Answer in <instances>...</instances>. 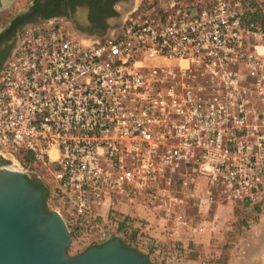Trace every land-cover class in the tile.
<instances>
[{
	"label": "built area",
	"instance_id": "2783aa9c",
	"mask_svg": "<svg viewBox=\"0 0 264 264\" xmlns=\"http://www.w3.org/2000/svg\"><path fill=\"white\" fill-rule=\"evenodd\" d=\"M259 7L137 0L97 40L25 23L0 70V152L51 170L81 237L109 240L126 218L140 245L184 257L218 206L264 202Z\"/></svg>",
	"mask_w": 264,
	"mask_h": 264
},
{
	"label": "water",
	"instance_id": "95a60500",
	"mask_svg": "<svg viewBox=\"0 0 264 264\" xmlns=\"http://www.w3.org/2000/svg\"><path fill=\"white\" fill-rule=\"evenodd\" d=\"M12 2L2 0L0 11ZM32 5L17 10L0 27V36L16 19H25ZM20 30L17 27L1 48L12 43ZM28 177L24 171L0 167V264H151L147 254L124 244L120 235L80 255H71L73 235L65 217L58 210L45 211L44 191Z\"/></svg>",
	"mask_w": 264,
	"mask_h": 264
},
{
	"label": "rangeland",
	"instance_id": "374dc122",
	"mask_svg": "<svg viewBox=\"0 0 264 264\" xmlns=\"http://www.w3.org/2000/svg\"><path fill=\"white\" fill-rule=\"evenodd\" d=\"M33 1L34 0H14L12 4L0 11V27L5 25L12 16L15 15L17 10L26 8ZM254 1L260 4L259 12L256 16H258L264 24V0ZM123 12L124 15L127 14L124 8H122V13ZM112 21L113 23L115 22L114 19ZM66 29L69 33H74L71 28L67 27ZM2 161H5L3 164L9 168H21L19 164H23V162H19L18 158H12L10 155H3L0 152V167ZM23 170L29 177H34L48 186L50 191L47 198L49 210L53 211L60 209L65 215V211L61 208L63 201L58 196L56 182L51 170L43 164L34 162L25 164ZM33 172L35 174H33ZM218 216L219 218L213 228L202 235L203 238L208 236L205 244L211 248V255L213 254V257L210 255L207 257L199 256V258H196L199 264H264V202L255 209L242 210L241 208H236L233 211L222 210L219 212ZM247 219L252 221V225H247ZM234 222H239V224L234 226ZM69 227L73 235V241L69 247L71 255H80L91 246L103 245L108 241V239L91 241L89 240L91 233L84 234V236L81 237L73 226ZM110 234L112 235L110 237H115L117 234L119 235L113 228ZM125 239L124 242L128 246L138 249L141 252H143V250L145 251L147 248L145 244L138 245L135 241L128 240L127 238ZM151 261L153 260L150 259V262ZM161 261L155 260L153 264H173L167 260L161 259Z\"/></svg>",
	"mask_w": 264,
	"mask_h": 264
},
{
	"label": "flooded vegetation",
	"instance_id": "af4514ba",
	"mask_svg": "<svg viewBox=\"0 0 264 264\" xmlns=\"http://www.w3.org/2000/svg\"><path fill=\"white\" fill-rule=\"evenodd\" d=\"M131 1L132 0H34L26 16L32 14V19L35 21H52V23L61 27L64 31L68 32L66 29L68 27L73 30V34L96 40L100 38L102 34L105 35L107 31L111 32L114 28L121 25L125 17L124 12L122 13V8L128 12L137 0H134L133 3H131ZM1 4L2 1L0 0V5ZM113 19L115 21L114 23L112 21ZM23 25L19 27L22 29ZM13 27H15V21L9 29ZM21 37L20 30L19 36L12 43H7L4 48H1L9 36L0 43V70L5 60L21 41Z\"/></svg>",
	"mask_w": 264,
	"mask_h": 264
},
{
	"label": "crops",
	"instance_id": "0c3cea01",
	"mask_svg": "<svg viewBox=\"0 0 264 264\" xmlns=\"http://www.w3.org/2000/svg\"><path fill=\"white\" fill-rule=\"evenodd\" d=\"M97 39H102V38H97ZM96 39V40H97ZM242 209V208H241ZM222 210H230V211H233L235 209H232L230 206L228 207H220L218 206L216 208V213L219 215V212L222 211ZM244 210V209H242ZM127 212H130V213H135L134 210H130L128 209ZM141 215H146L145 212L143 211H140L139 212ZM152 220H154L153 218H151ZM158 230V229H157ZM156 231V228L155 230ZM159 231V230H158ZM157 234V233H156ZM159 234V232H158ZM208 237V236H207ZM207 237H202V236H198L195 240V242H193V244H191V250L184 256V257H181V258H176L175 255H171V256H167V253L169 252L167 250L168 246L170 245V241L165 239L164 241H162V246L164 247L162 251V254H157V253H154L152 251V248L149 247V245H147L145 251L143 250L144 253L146 254H149L150 255V259L155 261V260H159L161 261V259L163 260H167L169 261L170 263H173V264H199V261L196 260V258H199V256H204V257H207V256H212L211 255V248L208 247L205 242L207 240ZM165 238V237H164ZM171 251V250H170ZM171 254H175V251H172ZM213 257V256H212ZM153 261H151L153 263ZM162 262V261H161ZM205 262V261H204Z\"/></svg>",
	"mask_w": 264,
	"mask_h": 264
},
{
	"label": "trees",
	"instance_id": "16d2710c",
	"mask_svg": "<svg viewBox=\"0 0 264 264\" xmlns=\"http://www.w3.org/2000/svg\"><path fill=\"white\" fill-rule=\"evenodd\" d=\"M35 21L34 19H32V14H29V15H27L26 16V19H21V18H18V19H16L15 20V27H13V28H11V29H9V30H7L3 35H1L0 36V43L6 38V37H8V36H10V35H12V34H14V32H15V28L16 27H19V26H22L26 21ZM256 20L257 21H259L261 24H263L262 23V20L258 17V16H256ZM31 162H33V158H32V156L31 155H25L24 156V163L25 164H28V163H31ZM29 178V180H30V182L33 184V185H35V186H37V187H39V188H41L43 191H44V200H45V211L46 212H51L50 210H49V207H48V205H47V198H48V196H49V193H50V191H49V188H48V186H46L43 182H41V181H39L38 179H36V178H34V177H28ZM246 223H247V225H252V221L250 220V219H247L246 220ZM239 224V222H234L233 223V225L235 226V225H238ZM117 232L119 233V235L121 236V239H122V241H123V243L124 244H126L124 241L126 240L125 238H127L128 240H132V241H135V242H137V244L139 245L140 243L138 242V231L137 230H135V229H132L129 225H127V219L125 218V219H123L121 222H120V224H119V226H118V228H117ZM116 237V236H115ZM115 237H110V239L108 240V241H111V240H113ZM107 241V242H108ZM127 245V244H126ZM95 246V245H94ZM98 246H101V245H98ZM128 246V245H127ZM92 247V246H91ZM130 247V246H129ZM88 250V249H87ZM143 253V252H142ZM144 254V253H143ZM149 257H150V255L149 254H147ZM165 262V261H164ZM151 264H153L152 262H150Z\"/></svg>",
	"mask_w": 264,
	"mask_h": 264
},
{
	"label": "bare ground",
	"instance_id": "6f19581e",
	"mask_svg": "<svg viewBox=\"0 0 264 264\" xmlns=\"http://www.w3.org/2000/svg\"><path fill=\"white\" fill-rule=\"evenodd\" d=\"M13 168V170H17V171H23L21 168H19V167H12ZM12 168H10V169H12ZM19 168V169H18Z\"/></svg>",
	"mask_w": 264,
	"mask_h": 264
}]
</instances>
